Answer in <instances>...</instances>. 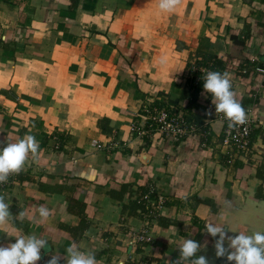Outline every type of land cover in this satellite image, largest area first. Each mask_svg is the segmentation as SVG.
Wrapping results in <instances>:
<instances>
[{"label": "crops", "instance_id": "1", "mask_svg": "<svg viewBox=\"0 0 264 264\" xmlns=\"http://www.w3.org/2000/svg\"><path fill=\"white\" fill-rule=\"evenodd\" d=\"M158 3L0 0V147L27 134L40 144L38 159L30 155L14 183L0 191L14 217L6 233L0 231V246L35 234L50 249L41 250L37 264L57 253L66 264L72 242L95 253L98 264H170L179 244L193 239L201 245L197 257L235 264L216 257L218 237L202 229L205 224L223 225L229 236L264 232V199L256 196L259 189L264 195L257 176L264 155L258 166L226 161L212 101L202 97L195 106L211 131L207 145L196 135L181 141L154 135L147 144L131 133V126L145 125L141 112L154 102L176 104L182 114L190 52L238 56L231 38L249 31L244 56L264 70V0H181L172 13ZM229 78L237 100L248 93L236 74ZM253 83L259 96L253 116L264 122V72H255ZM254 142L264 154L261 131ZM124 185L132 193L122 194ZM150 186L154 198H165L159 221L125 210L143 195L139 188L148 193ZM75 202L84 206L88 224L76 237L67 229L80 222L68 208ZM40 205L51 215L35 222ZM147 222L151 241L142 247L136 237Z\"/></svg>", "mask_w": 264, "mask_h": 264}, {"label": "clouds", "instance_id": "2", "mask_svg": "<svg viewBox=\"0 0 264 264\" xmlns=\"http://www.w3.org/2000/svg\"><path fill=\"white\" fill-rule=\"evenodd\" d=\"M181 4V0H159L158 8L163 13H172ZM205 93L212 96L215 112L222 113L229 122V128L247 123V110L235 97L232 83L228 73L208 71L203 77ZM207 115H211L209 111ZM40 151L39 141L34 135L27 134L15 143H7L0 147V184H5L12 174H18L29 156L38 159ZM10 204L0 196V231L6 233L5 225L14 218L9 211ZM51 210L45 205L36 209L33 221H47ZM21 219L25 213L18 215ZM205 230L213 238L218 237L214 243L217 258L225 257L235 264H264V232L256 231L251 235L239 232L236 236H229L223 225L212 222L205 224ZM15 242L7 246H0V264H37L41 259V250L49 249V244L42 236L35 234L15 237ZM225 241L228 246L225 247ZM201 245L193 239H184L179 244V256L170 264H209L205 256H198ZM66 264H98L95 253L81 251L76 242H72L66 249ZM59 253L52 255L47 264H59Z\"/></svg>", "mask_w": 264, "mask_h": 264}, {"label": "trees", "instance_id": "3", "mask_svg": "<svg viewBox=\"0 0 264 264\" xmlns=\"http://www.w3.org/2000/svg\"><path fill=\"white\" fill-rule=\"evenodd\" d=\"M250 39V32L246 31L245 34L236 37L232 36L231 40L233 42V46L238 49V56L228 55L227 58L221 59L218 58L216 55L209 54L202 51H193L190 52L186 61L185 65V77H184V86L180 95V101H186V107L182 111L181 117L182 121L186 124H190L195 126L196 132L189 134L185 136V138L180 139L185 140L189 138L190 136L196 135L199 136L201 145H207L210 143L211 140V131H209L207 125L204 122L203 115L195 110V106L197 102L202 98L205 97L206 101H212V96L208 93H205L203 88V77L208 71H219L221 73H230L236 74L238 80L243 81L245 84H247L250 89L248 90V93L240 98H238V101L242 103V106L248 110L250 107L254 106L259 101V96L254 90V76L255 72H257V68L259 66H262V64H258L255 61H252L248 59L246 56H244V52L247 49V42ZM236 61V62H235ZM232 91H234L233 85H232ZM172 107V108H171ZM176 104L171 103H160V102H154L151 107H149L147 110L151 113L154 109H164L166 108L168 111H171L173 115H177L179 113V108ZM171 109V110H170ZM143 116L149 117L148 113L146 111L141 112ZM105 124H107V120H103ZM100 124V123H99ZM152 124L151 120L147 119L146 123L144 125V129H149L150 125ZM107 126V125H106ZM106 126H102V131H109L110 128H106ZM154 130H150L149 135L146 137H143L145 142L149 144L151 141V137H153ZM260 134V131H256V133L253 134L254 137ZM264 136V134H263ZM61 146V145H60ZM225 157V156H224ZM227 161V157H225ZM239 161L234 164V166H238ZM257 176L259 178L264 179V161L261 163V165L258 166L257 169ZM141 193L147 192V187L139 188ZM125 192H130L128 190L127 186L124 185L121 188V193L124 194ZM262 190L259 189L256 196H259L261 199H264V195L261 194ZM113 196H115L114 192H111ZM150 197L153 199L154 196L150 194ZM69 211L75 212L76 215L80 217V222L78 224V227L75 229H70L69 232L76 237L77 233L83 232L87 227L88 224L86 223L84 219L83 209L84 206L82 204L76 203L69 205ZM125 210H127L128 214L131 216H139L141 217L143 212L145 211V201L140 199H134L132 200L128 206H125ZM157 220H161L160 217L157 218ZM167 226V224H166ZM202 229H205L203 227ZM206 231V230H205ZM198 238V236H197ZM146 245V244H144ZM125 264H134V263H125Z\"/></svg>", "mask_w": 264, "mask_h": 264}, {"label": "built area", "instance_id": "4", "mask_svg": "<svg viewBox=\"0 0 264 264\" xmlns=\"http://www.w3.org/2000/svg\"><path fill=\"white\" fill-rule=\"evenodd\" d=\"M256 70L257 72H264V70L261 68H257ZM252 107L247 110V123L237 126L236 128H229V122L225 119L223 114L215 113L216 118L222 121L223 126L219 146L222 149L223 155L227 157V162L229 163L238 160L245 164L258 166L263 161L262 154H260L255 148L253 134L257 130H260L262 134H264V122L258 121L253 116ZM145 111L148 113L149 117H143H145L146 120H151L152 122L149 129H144V126H131V133L138 135L141 138L148 136L151 129L154 130L153 135H158L160 137L169 136L168 138H173L176 141L196 132L195 126L186 124L182 121L180 113L175 116L166 108L159 110L154 109L151 113L149 110ZM94 145L98 148L100 147L97 142H94ZM15 180L16 174L10 175L7 183L0 184V191L6 190L11 184L14 183ZM153 193L154 188L150 186V191L148 193L138 196L137 198L135 197V199L145 201V211L143 212L142 217L144 219H149V221L159 217L161 213L159 211L165 203V198L163 196L156 195V198L152 199L150 194ZM149 224L150 223L147 222L144 229L140 231L136 237L137 243L142 245V247L146 246L151 241L147 233Z\"/></svg>", "mask_w": 264, "mask_h": 264}, {"label": "rangeland", "instance_id": "5", "mask_svg": "<svg viewBox=\"0 0 264 264\" xmlns=\"http://www.w3.org/2000/svg\"><path fill=\"white\" fill-rule=\"evenodd\" d=\"M166 137H169V136H166ZM155 138H158V137H155ZM259 153L262 154V156L264 155L263 152H262V150H259Z\"/></svg>", "mask_w": 264, "mask_h": 264}]
</instances>
